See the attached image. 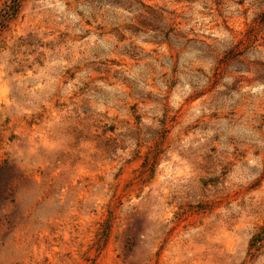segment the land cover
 <instances>
[{
    "label": "rangeland",
    "instance_id": "obj_1",
    "mask_svg": "<svg viewBox=\"0 0 264 264\" xmlns=\"http://www.w3.org/2000/svg\"><path fill=\"white\" fill-rule=\"evenodd\" d=\"M0 264H264V0H21Z\"/></svg>",
    "mask_w": 264,
    "mask_h": 264
},
{
    "label": "trees",
    "instance_id": "obj_2",
    "mask_svg": "<svg viewBox=\"0 0 264 264\" xmlns=\"http://www.w3.org/2000/svg\"><path fill=\"white\" fill-rule=\"evenodd\" d=\"M21 0H5L0 10V31L6 28L8 22L16 17Z\"/></svg>",
    "mask_w": 264,
    "mask_h": 264
}]
</instances>
